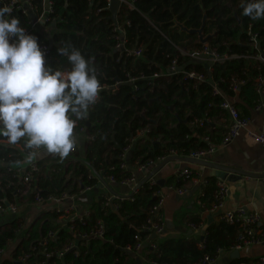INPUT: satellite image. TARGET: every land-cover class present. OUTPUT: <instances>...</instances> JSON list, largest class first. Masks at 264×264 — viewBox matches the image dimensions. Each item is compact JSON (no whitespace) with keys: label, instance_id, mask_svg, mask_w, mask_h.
<instances>
[{"label":"trees","instance_id":"obj_1","mask_svg":"<svg viewBox=\"0 0 264 264\" xmlns=\"http://www.w3.org/2000/svg\"><path fill=\"white\" fill-rule=\"evenodd\" d=\"M52 1V17L58 22L52 39L53 57L48 65L61 71L70 69L67 57L60 55L58 48L71 44L91 60L100 84L107 88L101 92L99 102L90 108L88 119L78 121L74 129L75 135L86 132L90 137L76 152V157L67 165L59 156L45 157L39 162L41 172L36 175L35 182L43 199L60 198L67 191L77 194L83 187L96 186L95 174L104 179L114 177L118 181L129 178L134 167L120 168L122 154L128 146H131L128 162L131 167L168 158L172 151L179 156H190L195 151L205 150L209 147L206 136L210 137L212 145L213 140L217 145L221 130L215 127L216 120L225 119L226 115L218 105L225 98L229 99L244 118L249 109L257 105L259 95L255 79L264 75V65L257 60L227 59L213 64L208 72L202 63L183 56L178 50L203 48L198 35L181 30L178 24H183L188 29H203L209 48L221 55L249 56L255 53L247 32L252 26L253 32L259 35L264 53V18L252 19L243 14L242 5L249 0H135V9L123 6L117 17L118 24L124 28V36L114 31L115 24L106 0ZM5 4L0 1V7ZM12 14L26 24L23 15ZM122 41L126 48H141L143 56L127 60L117 48ZM174 59L178 61L180 73L171 78L151 79L156 72L166 71ZM184 70L203 73L206 81L195 85V81L185 78ZM128 74L133 77L144 75L148 79H139L135 83L139 90L135 92L134 84L128 82ZM234 81L238 82L236 91ZM241 82L244 84L240 85ZM215 84L222 95L213 94ZM204 117L211 122H205L203 127L191 126L195 119ZM146 129L147 134L137 138L138 132ZM0 141L6 140L0 137ZM22 156L24 154L17 147L0 142V173L4 175L1 177L0 201L13 197L18 182L13 178L14 173L7 172L5 165L19 162ZM173 180L166 181V186ZM208 183L202 187L199 199L202 212L211 210L216 201L217 182L210 180ZM183 184L177 182V187ZM161 188L146 183L132 196L133 200L114 201L120 205L119 211L105 207L104 198H98L85 222L72 224L76 225L78 233H86L99 221L105 223L107 241H92L89 246L67 230L71 224L62 227L57 223L62 213L52 211L34 223L28 236L10 249L9 244L16 241V233L21 228L18 219L13 218L0 229V249L6 248L11 256L4 258L1 264H23L17 259L26 254L31 255L26 264L45 260L39 240L47 238L51 231H57L58 238L48 242L49 252L63 250L72 243L79 248L66 253L62 259L48 258L49 264H136L125 249L135 248L138 237L147 241L148 233L142 227L149 218V211L158 202L155 194ZM29 197L34 200V195ZM200 223V218H194L193 225ZM238 234L237 226L220 221L204 231L202 248L195 239L150 237L155 248L146 251L147 257L150 263L158 264H198L206 256L215 260L220 251L232 250ZM244 262L235 260L231 264Z\"/></svg>","mask_w":264,"mask_h":264},{"label":"built area","instance_id":"obj_2","mask_svg":"<svg viewBox=\"0 0 264 264\" xmlns=\"http://www.w3.org/2000/svg\"><path fill=\"white\" fill-rule=\"evenodd\" d=\"M0 1L6 2L5 6L12 7L13 12H15L16 14L19 13L23 15L27 19L26 24L21 23V25L26 28L29 34L36 35L35 30L40 25H45V24L56 25V22H58L57 18L52 17V15L54 14V4L52 0H0ZM106 1L108 3V9H109V4L111 0H106ZM120 1L122 2V7L127 6L131 9H135L134 7L135 0H120ZM126 24L129 25V23H126ZM114 31L121 33L123 36L125 35L123 26H120L119 24L115 25ZM247 32H248V36L251 42V47L255 51L254 54L249 55V56H243V55H237V54L236 55H227V54L221 55L217 51L211 50L209 48L208 41L206 43H202L199 36H198V42L203 45L202 49L187 51L186 49H182L178 47L177 48L183 56H188L192 58L193 60H195L196 62L202 63L206 67L208 72L209 71L211 72V66L213 64L218 63V62H223L227 59H232V58L239 59V58L245 57L246 59H255L261 65H264V53H262V49L260 47L259 35L253 32L252 26H249ZM203 38H208V37L204 35ZM38 43L41 49L46 54V63L48 65L53 57L52 55L53 54V51H52L53 43L44 42L41 40H38ZM117 48L124 53L127 60L130 58H140L143 56V50L141 48H137V47L131 48V49L126 48L125 41L120 42L117 45ZM178 73H180L179 67H178V61L174 59L171 63V66L167 68L166 71L163 72L161 70L159 72H156L152 76L151 79L171 78L177 75ZM183 74L185 75V78L195 81V85L205 82L207 78L205 74L198 73L195 71L188 72L184 70ZM127 77H128V82L131 84H134L135 92L139 90V87L136 86L135 83L139 79H144V80L148 79L144 75H141L140 77H133L130 74H128ZM255 82L257 84V94L261 97L257 101L255 110L263 111L264 110V99H263L264 75H260L259 77H257L255 79ZM239 84L243 85L244 82H241ZM101 86H102V90L99 93V97L101 95V92H103L107 88L106 85H101ZM233 86H234V91H236L238 88L237 87L238 82L234 81ZM213 94L215 96L222 95V92L219 89L217 84L214 85ZM218 107L221 110H223L227 115V123L225 125V130H224V134L222 138V144L228 145L232 141L240 137L243 131L249 130L250 121L248 120V118H244L241 115L240 110L229 99L225 98L221 102V104L218 105ZM208 121L211 122V120L206 117L201 118V119H195L191 123V126L203 127L204 123ZM77 126H78V123H77ZM147 132H148L147 129L139 131L137 134V138L144 137L147 134ZM248 134L257 144H259L260 146L264 148V133L263 132L249 130ZM205 141L209 145L207 149L195 151L190 156H185V157L196 159V160H204V161L207 160L208 161V157L216 152V146L212 145L211 139L209 136L205 137ZM0 142H5L6 145L8 144L6 141H0ZM11 146L17 147L19 150L22 151V153L25 156H27V150L24 149L23 144L18 143L16 145H11ZM78 150L79 148L76 146L75 150L69 154V157H67L68 161H71V158L76 157L75 154ZM130 150H131V146H128L125 148L122 154L123 162L120 168L122 170H129L130 168L134 167L133 169L134 172L132 173V175L129 178H126L120 181L116 180L114 177L105 178L106 182L110 186L114 185L115 183H119L122 186L127 187L128 189V193L126 194V196L121 195L122 197H117V196L112 195L111 193H108L107 196L105 195L103 197L105 207L111 208L114 211H119L120 209V205L115 204L114 202L115 200H121V201L127 200V199L133 200L132 196L137 192L136 188L140 184V180L138 179V174L151 172L156 166H158L162 161L166 159V158H161L157 162H150L146 165L136 164V166L131 165L130 167V165L127 162V156ZM39 154H40V150H38V154L34 156L32 162L28 163V165L26 166L19 165L18 167H12L9 164L5 165L7 172L14 173L13 178L14 179L16 178L18 181L21 182L23 189L19 191H21L23 194L34 195L33 198L37 204H44V203H50V202H63L66 199L71 198L67 192L64 193L60 198L51 197L46 200L42 198L40 194L41 191L35 182L36 175L41 172V167L39 164L40 162ZM172 156H179V155L176 152L172 151L169 157H172ZM1 177H2V174L0 173V184H1ZM155 177L151 178L148 181L151 187L159 185L158 184L159 180L156 179ZM176 177H177V182H182L184 184L189 181L194 180L193 172L188 168L186 169L184 168L178 171L176 174ZM97 180H98V183L96 186L83 187L82 189L90 191L94 189L95 187L100 186L101 185L100 181L98 178ZM184 184L180 187L171 185L169 186V189L175 191L180 196H183L184 194L187 193V190L185 189ZM101 189H106V188H101ZM228 193H229V189H228L227 184L225 182L219 183L218 190L216 192V201L210 210L211 212L214 213V212H217L223 209L224 204L228 198ZM155 196L159 198L158 202L149 211V218L146 224L142 227V230L148 233V237L146 239L147 241H143L138 237L135 248L127 247L125 250L139 252L142 250L145 243H150V239H149L150 237H153V236L160 237L164 235L165 230H166V224H165V221L162 215V208L164 206L165 199H164V196L160 192H157ZM199 206L200 207L203 206L201 201L199 202ZM54 211L58 213H62V216L59 218V221L57 223H61L62 227H67L69 224H71L70 226L67 227V230L70 233L75 234L76 239L82 240L85 246H89V244L92 241H96V240L107 241L106 227L103 221H99L92 230L86 233H78L76 225H72L74 223H79V224L84 223L86 218L89 217L90 215V210H86L83 213H81L75 205H69L67 206L66 209L55 207ZM4 213H9L12 215L17 213V208L15 205L11 203L10 199H4L0 201V216ZM221 221H224L230 225H235L239 228V234H238L236 243L233 246L232 250L240 251L246 247L264 245V228H261L259 226L260 224H262V222H261V215L258 212L249 210L247 207L242 206L235 210L225 211L221 216ZM54 225H57V224H54ZM22 229L23 228L21 227L17 231L16 234H21ZM57 235H58L57 231H54V232L51 231L48 233L47 238H43L39 240V246L43 248L41 253L45 256L46 259L41 262L35 263V264H49L47 260L48 258H51L52 256H57L58 258L62 259L66 253L71 252L73 250L76 251L79 248L78 245H76L75 243H72L70 246L65 247L63 250L56 251V252H49L47 248V244L50 240L57 239L58 238ZM151 247L154 249L155 245L151 243ZM202 247L203 245H201V248ZM77 255H78V251L76 252V256ZM30 257H31L30 254H26V255L21 256L19 259H17V261L23 264H26L27 260ZM4 258H11L6 248L0 249V264ZM152 264H158V263L152 262ZM198 264H215V260H213L209 256H206ZM253 264H264V256H261L258 259H256L253 262Z\"/></svg>","mask_w":264,"mask_h":264},{"label":"clouds","instance_id":"obj_3","mask_svg":"<svg viewBox=\"0 0 264 264\" xmlns=\"http://www.w3.org/2000/svg\"><path fill=\"white\" fill-rule=\"evenodd\" d=\"M242 7L245 16L264 18V0ZM12 12L0 7V137L11 145L23 141L25 163L41 149L64 159L75 150L74 129L88 119L102 86L91 60L71 44L58 48L70 69L47 65L38 38Z\"/></svg>","mask_w":264,"mask_h":264},{"label":"crops","instance_id":"obj_4","mask_svg":"<svg viewBox=\"0 0 264 264\" xmlns=\"http://www.w3.org/2000/svg\"><path fill=\"white\" fill-rule=\"evenodd\" d=\"M55 25H40L36 28L35 33L41 38V41L52 42ZM264 95V89H263ZM261 97L259 96V99ZM264 99V96H263ZM225 113V112H224ZM247 118L250 121L249 130H254L257 132L264 133V110L257 111L254 108H250L247 112ZM227 123V115L225 119L220 118L216 120L215 127L221 130L220 142L217 140V145L213 140V145L216 146V152L208 157V161L230 165L241 170L253 173H264V148L257 144L248 134L249 130H245L241 133L240 137L232 141L228 145L222 144V138L225 130V125ZM77 137V147L79 150L88 143L89 135L84 132L83 134L76 135ZM23 154V153H22ZM48 154V153H47ZM58 155L48 154L46 158H51ZM45 156L42 155L39 157V160L43 159ZM26 156H22V159L19 162L8 163L12 167L26 166L28 163H25ZM63 163L67 165L70 161L62 159ZM127 162H129V154L127 156ZM190 169L193 172L194 180L189 181L184 184L187 193L183 196H180L175 191L170 190L169 186H177V177L176 174L182 169ZM147 173H139L138 179L142 182ZM4 175H2L3 177ZM158 180H164V185L161 188L160 193L164 196L165 203L162 208V215L166 224V230L164 235L156 237L158 239H195L198 242V247L201 248L203 242L204 231L212 224L219 223L221 221V216L225 211L235 210L239 207H247L249 210L258 212L261 215V222L259 226L264 228V178L263 179H252V178H243L240 180H234L230 182H225L228 186L229 193L228 198L224 204L223 209L217 212H211L209 209L200 210L199 202L200 195L203 191L202 187L208 186L210 180H216L217 187L221 181L216 178L215 170L210 168L201 167L194 164L179 163L173 162L166 165L155 177ZM174 178L173 182L166 186V181ZM1 185V184H0ZM21 182L16 183V191L13 193V197L10 199L11 203L16 206L17 213L12 215L9 213H4L0 216V229L6 227L11 219L14 217L17 218L21 227L25 230L28 226L27 232L21 233L22 238L16 239L13 243H10V249L17 246L18 242H21V239L28 236L29 231H31L34 223L38 222L39 219L45 218L46 214L54 211L55 207L61 209H66L69 205H75L81 213L86 210H90L93 204L100 197L107 196L110 193L107 189H101L95 187L94 189L87 191L81 190L77 194H71V191H67L71 198L66 199L63 202H50L47 203L49 206L45 208V212L39 214L38 218L33 222H28L26 217L28 216V207L37 204L29 196L30 194H23L21 191ZM161 186V185H160ZM112 189L118 194L126 196L128 193L127 187L122 186L119 183H115L111 186ZM71 190V189H70ZM45 204V203H44ZM219 212H221L219 214ZM212 216V219L209 220V217ZM11 218V219H10ZM194 218H200L201 223L197 226L193 225ZM26 220V221H25ZM23 223V224H22ZM21 234H16L20 236ZM16 237V238H17ZM155 238V239H156ZM152 239H154L152 237ZM145 245L148 247L145 248ZM9 249V250H10ZM15 249V248H14ZM13 249V250H14ZM151 243H145L144 247L139 252H133L126 250L132 258H134L136 264H152L150 263L149 258L147 257L148 251H152ZM236 250L229 251H220L218 257L215 259V264H231L235 260H243L244 263L241 264H253V262L261 256H264V245L246 247L239 252L238 258L234 256Z\"/></svg>","mask_w":264,"mask_h":264},{"label":"water","instance_id":"obj_5","mask_svg":"<svg viewBox=\"0 0 264 264\" xmlns=\"http://www.w3.org/2000/svg\"><path fill=\"white\" fill-rule=\"evenodd\" d=\"M121 8H122V2L120 0H111L110 1L108 10L111 13V19L115 25L118 24L117 17H118V14H119ZM205 20H206V17H205ZM178 25L181 27L182 31H185L188 34L198 35L202 43H206L208 41V38H203V36H204L203 29H198V30L188 29L183 24H178ZM207 68H208V66H207ZM173 162L194 164V165H198L201 167L213 169V170H215L216 178L219 179L221 182H230V181H234V180H240V179H243L246 177L252 178V179H263L264 178V173L260 174V173L247 172V171L241 170L239 168H236V167H233L230 165L218 164V163H214V162L207 161V160L206 161L196 160V159L188 158L185 156H172V157L166 158L158 166H156L149 173V175L142 182H140V184L136 188V191H138L143 185L148 183V181L151 178L155 177L166 165H168L169 163H173ZM95 175L100 181V184H101L99 186L100 188H106L112 195L117 196V197H122L121 195H118L112 189V187L106 182V180L104 179L103 176H100L98 174H95ZM158 184L163 186L164 180H162V179L159 180ZM220 213L221 212H219V214ZM210 219H212V216L209 217V220ZM153 238L155 239L156 236H153ZM147 247L148 246L145 245V248H147ZM238 255H239V252L235 251L234 256L236 258H238Z\"/></svg>","mask_w":264,"mask_h":264},{"label":"rangeland","instance_id":"obj_6","mask_svg":"<svg viewBox=\"0 0 264 264\" xmlns=\"http://www.w3.org/2000/svg\"><path fill=\"white\" fill-rule=\"evenodd\" d=\"M44 155L45 157L48 156L47 152L44 151L43 149L40 150V154H39V157ZM44 157V158H45ZM69 157V156H68ZM43 158V159H44ZM65 160H68V158H64V161ZM49 206V204L45 203V204H40V205H34V206H31V207H28L27 210H28V216L26 217V219L28 220L27 224L25 226H27L28 224H30V222H33L34 220H36L39 216V214H41L42 212H45V208H47ZM14 218V217H13ZM12 218V219H13ZM11 219V218H10ZM11 219V220H12ZM42 219V218H41ZM39 219V220H41ZM26 221V220H25ZM29 226V225H28ZM28 226L27 228L24 230L22 229L21 233H24V232H27L28 230ZM22 238V234L20 236H18L16 239H20ZM10 245V244H9Z\"/></svg>","mask_w":264,"mask_h":264}]
</instances>
